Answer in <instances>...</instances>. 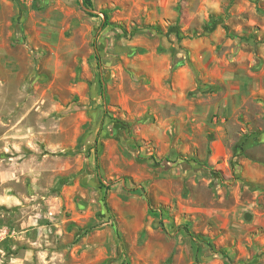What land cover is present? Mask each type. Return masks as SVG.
I'll list each match as a JSON object with an SVG mask.
<instances>
[{"label": "rangeland", "instance_id": "obj_1", "mask_svg": "<svg viewBox=\"0 0 264 264\" xmlns=\"http://www.w3.org/2000/svg\"><path fill=\"white\" fill-rule=\"evenodd\" d=\"M91 3L0 0V264H264V0Z\"/></svg>", "mask_w": 264, "mask_h": 264}, {"label": "trees", "instance_id": "obj_2", "mask_svg": "<svg viewBox=\"0 0 264 264\" xmlns=\"http://www.w3.org/2000/svg\"><path fill=\"white\" fill-rule=\"evenodd\" d=\"M83 3H84V6H85L86 9H91L92 8L91 0H83ZM101 13L103 15V21L101 23V27L102 28H106V27L110 26L111 24L108 21V15H107V13L106 12H101ZM97 66H98V68H100V64L97 63ZM99 88L101 90V94L104 95V87H103V84H102V81L101 80L99 82ZM186 231L188 233V230H186ZM191 238L192 239H195L196 237L193 236V235H191ZM197 239L200 241L199 238H197ZM208 247H212V246L208 244ZM199 251H200V248L197 246V248H196L197 254H198Z\"/></svg>", "mask_w": 264, "mask_h": 264}]
</instances>
